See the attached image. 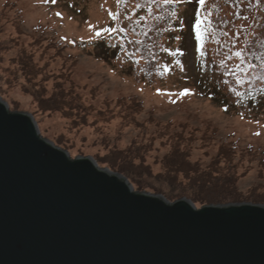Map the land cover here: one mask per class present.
Segmentation results:
<instances>
[{"label": "rangeland", "instance_id": "1", "mask_svg": "<svg viewBox=\"0 0 264 264\" xmlns=\"http://www.w3.org/2000/svg\"><path fill=\"white\" fill-rule=\"evenodd\" d=\"M196 2L189 0L173 35L164 40L158 62L161 73L149 83L130 69L135 54L130 21L141 11H133V0H0V88L6 94L0 97L10 110L29 112L40 134L67 150L71 157L89 155L95 160L96 155L104 158L116 151L142 147V153L129 160L124 157L126 162H121L127 166L141 162L152 175L160 171L169 134L185 128L193 131L192 152L198 154L201 165L216 153L219 143L231 144L236 151L231 161L242 156L235 167L239 197L264 194V103L247 114L226 112L212 100L211 96L221 93V89L218 91L210 52L205 57L204 44L197 39L194 24L197 18L204 19L206 11L198 2L192 12ZM209 2L205 0L208 7ZM102 28L115 31L97 37L96 31ZM99 40L110 48L116 46V58L101 55L100 45L93 48ZM82 44L90 51H85ZM19 48L31 54L35 63L48 65L41 74L48 76L43 82L46 96L54 83H59L72 89L81 107L74 113L39 109L29 88L23 89L25 80L10 72L17 68L11 58ZM184 89L190 90L189 94L181 96ZM132 101L138 106L130 105ZM204 132L209 137L202 140L199 135ZM250 151L251 159L247 158ZM236 202L264 204L249 199Z\"/></svg>", "mask_w": 264, "mask_h": 264}, {"label": "water", "instance_id": "2", "mask_svg": "<svg viewBox=\"0 0 264 264\" xmlns=\"http://www.w3.org/2000/svg\"><path fill=\"white\" fill-rule=\"evenodd\" d=\"M0 264H264V204L134 190L0 97Z\"/></svg>", "mask_w": 264, "mask_h": 264}, {"label": "trees", "instance_id": "3", "mask_svg": "<svg viewBox=\"0 0 264 264\" xmlns=\"http://www.w3.org/2000/svg\"><path fill=\"white\" fill-rule=\"evenodd\" d=\"M133 3V11H141L139 17L130 21L131 33L134 36L131 39L132 48L135 49L130 69L134 70L136 77L142 75L143 79L153 83L161 73L158 62L164 40L173 35L172 30L180 14L185 12L189 0H173L169 3L165 0H133ZM197 3H194L192 12L196 11ZM203 9L206 11L200 38L204 44L203 54L207 57L206 52H210L211 63L217 75L218 91L221 89V93L213 94L211 98L216 104L223 106L226 112L249 114L251 109L264 103V0H210L209 7L206 3ZM37 43L38 41L35 42ZM105 44L104 40H99L92 46L94 48L100 45L102 54L100 52L99 54L116 58L118 54L116 46L108 41L107 44L111 45V48ZM81 47L85 51H90L86 50L88 46L85 44ZM90 54L93 55V52ZM15 55L11 59L17 68L10 69V72L15 78L25 80L23 89L29 88L28 93L37 101L39 109L49 112H73L81 107L76 102L75 97L78 96L73 94L72 89L63 88L59 83H54L50 94L46 96L44 81L48 76L41 74L48 69L46 67L48 65L35 63L31 54L24 48H19ZM38 74L40 76L36 80ZM0 95L6 97L1 88ZM10 104L13 107L17 106L12 102ZM130 105L138 106L134 101ZM120 115L118 114L119 117ZM193 129L199 131L196 127ZM192 132L185 128L182 132L167 135L164 144L166 152L159 162L160 171L153 175L141 162L135 166L122 164L126 162L123 160L124 157L129 160L139 155V152L142 153V147H138L137 150L134 147L133 150L116 151L115 155L111 154L104 158L96 155L95 160L98 164L123 174L135 189L156 192L169 200L185 197L195 205L220 204L244 199L264 203V194L240 198L236 192L235 167L242 156L240 159L237 158L236 162L231 161V158L236 156L234 146L219 143L216 153L211 154L207 162L201 165L202 162L197 159L198 154L192 152L195 141ZM199 137L204 140L209 135L204 132ZM248 155L247 158L251 159V151ZM141 174L153 176L155 180H146Z\"/></svg>", "mask_w": 264, "mask_h": 264}, {"label": "snow or ice", "instance_id": "4", "mask_svg": "<svg viewBox=\"0 0 264 264\" xmlns=\"http://www.w3.org/2000/svg\"><path fill=\"white\" fill-rule=\"evenodd\" d=\"M53 2H55V0H53ZM166 3H169V2H173V0H165ZM199 4L201 6H203L205 4V0H198ZM59 15V14H58ZM199 15V14H198ZM203 23V20L200 19V18H197L196 21H195V24H194V27H195V30H196V35H197V39H200L201 36H202V31H201V25ZM90 28H92L93 26L92 25H89ZM115 31L114 29H111V28H102V29H99L96 31V36L99 37L101 36L102 34H105V33H110V32H113ZM236 55H240L239 53H236ZM189 91L188 89H184L181 91L180 95L183 96V95H187L189 94Z\"/></svg>", "mask_w": 264, "mask_h": 264}]
</instances>
